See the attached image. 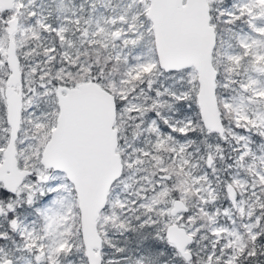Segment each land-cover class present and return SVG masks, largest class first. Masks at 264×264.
<instances>
[{"label":"snow or ice","instance_id":"6c2138e0","mask_svg":"<svg viewBox=\"0 0 264 264\" xmlns=\"http://www.w3.org/2000/svg\"><path fill=\"white\" fill-rule=\"evenodd\" d=\"M0 264H264V0H0Z\"/></svg>","mask_w":264,"mask_h":264}]
</instances>
